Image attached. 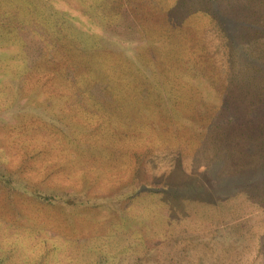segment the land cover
Returning a JSON list of instances; mask_svg holds the SVG:
<instances>
[{
    "label": "rangeland",
    "instance_id": "374dc122",
    "mask_svg": "<svg viewBox=\"0 0 264 264\" xmlns=\"http://www.w3.org/2000/svg\"><path fill=\"white\" fill-rule=\"evenodd\" d=\"M251 25L264 0H0V264H264V141L210 118Z\"/></svg>",
    "mask_w": 264,
    "mask_h": 264
},
{
    "label": "trees",
    "instance_id": "16d2710c",
    "mask_svg": "<svg viewBox=\"0 0 264 264\" xmlns=\"http://www.w3.org/2000/svg\"><path fill=\"white\" fill-rule=\"evenodd\" d=\"M261 29L256 25H251V34L261 31L260 35L264 36V29ZM261 41L262 43L259 44H252L251 41L245 43L243 45L245 53L236 51L237 54L234 55L233 60L239 61L237 65L241 67L238 73L242 77H238L241 80L239 84L242 88V90H239L241 99L232 101L231 112H229L231 110L230 105L225 102L226 104L219 107L210 117L211 119L219 117L233 123L244 113L252 126L247 132V136L240 137L239 140H248V145L254 146L255 149H252V151L255 152L261 151V144L264 141V40ZM73 47L70 48L75 52H84L83 49ZM108 89H112V87ZM262 158L264 159V157ZM261 167L264 169V162H262Z\"/></svg>",
    "mask_w": 264,
    "mask_h": 264
}]
</instances>
